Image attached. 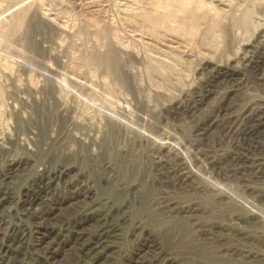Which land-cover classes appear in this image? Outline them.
Returning <instances> with one entry per match:
<instances>
[{
	"label": "rangeland",
	"instance_id": "374dc122",
	"mask_svg": "<svg viewBox=\"0 0 264 264\" xmlns=\"http://www.w3.org/2000/svg\"><path fill=\"white\" fill-rule=\"evenodd\" d=\"M0 264H264V0H0Z\"/></svg>",
	"mask_w": 264,
	"mask_h": 264
}]
</instances>
